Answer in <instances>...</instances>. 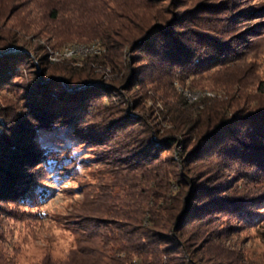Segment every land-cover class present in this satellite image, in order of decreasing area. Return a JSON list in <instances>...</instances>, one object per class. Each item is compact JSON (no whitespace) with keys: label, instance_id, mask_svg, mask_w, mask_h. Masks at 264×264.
Masks as SVG:
<instances>
[{"label":"trees","instance_id":"obj_1","mask_svg":"<svg viewBox=\"0 0 264 264\" xmlns=\"http://www.w3.org/2000/svg\"><path fill=\"white\" fill-rule=\"evenodd\" d=\"M38 1L0 0V32H5L0 36V86L17 85L22 101L21 105L0 106V216L5 212L4 203L33 194L39 180L35 176L43 171L42 165L51 164L63 171L72 162L69 147L62 145L57 150L45 141L44 133L62 129L88 144L93 160L118 168L111 180L126 198L124 209L129 207L133 214L117 212L123 222L92 215L78 219L77 228L85 233L81 240L96 238L91 246L78 247L81 256L88 257L90 264H184L170 262L167 256L180 258L189 251L184 243L198 234L194 229L201 215L238 210L252 200V194L234 192L218 177L219 170L226 167L221 163H240L264 172V104L246 111L236 109L227 116L219 114L211 123L197 124L193 131L186 108L172 120L178 125L175 131L159 132L127 107L100 99L116 87L114 84L144 86L157 77L178 78L177 70L188 75L223 64L233 52L225 25L210 24L208 18L190 10L169 9L159 15L155 11L147 19L154 6L148 3L152 0L141 1L133 9L117 4L139 20L133 25L129 19L110 17L113 4L94 0L98 12L88 34L101 43L104 54L87 56L79 67L49 63L42 55L39 60L43 65L34 69L30 47L17 44L18 37L11 32L14 24L7 23L12 16L19 18L22 11L32 9L47 10L50 20H58V5L52 0ZM137 8L141 10L138 13ZM124 48L129 52L128 61L122 58ZM97 57L102 65L116 71L123 68V74H112L108 81L91 72L87 61L97 62ZM137 57L141 63L134 67L129 62ZM255 90L264 96V80L256 82ZM177 144L176 161L171 152L160 157L162 151ZM173 162L183 170H169ZM125 175L138 179L139 196L132 194L129 199ZM162 255L167 258L162 259Z\"/></svg>","mask_w":264,"mask_h":264},{"label":"rangeland","instance_id":"obj_2","mask_svg":"<svg viewBox=\"0 0 264 264\" xmlns=\"http://www.w3.org/2000/svg\"><path fill=\"white\" fill-rule=\"evenodd\" d=\"M43 1L48 2L39 0L38 3ZM52 1L60 9L58 20H50L47 10L32 9L22 11L17 15L19 18L12 16L7 23L14 24L11 32L18 37L15 38L17 44L30 47L32 67H40L42 62L39 58L42 55L49 63L67 62L79 67L87 56L104 54L105 48L97 39H90L88 34L93 29V19L98 12L97 8L94 9V0ZM106 1L115 6L110 8V17L117 21L129 19L133 25L139 23L137 18L126 14L121 9L123 7L117 4L133 9L144 0ZM148 3L154 5L148 16L155 11L159 15L169 9L190 10L208 18L210 24L225 25L226 37L233 52L223 64L205 70L188 75L187 71L177 70L175 75L178 78L157 77L154 82H145L144 86L134 84L129 88L114 84L116 87L107 96L101 97V102L127 107L159 132L175 131L178 125L172 120L179 118L180 112L186 108L184 113L190 115L189 123L193 131L197 124L201 127L211 123L219 114L227 116L236 109L246 111L264 104V96L255 90L256 82L264 80V0H152ZM140 11L137 8L136 12ZM148 16L145 18H150ZM4 34L0 32V36ZM70 47L72 54L61 53L64 48ZM122 53V58L128 61L127 49L124 48ZM98 58L97 62L87 61L91 72L99 73L104 80L117 72L123 74V68L116 71L109 65H102L101 58ZM131 61L129 63L134 67L141 63L138 57L136 61ZM21 103L17 85L0 86V106ZM65 134L62 129H56L44 133L47 139L44 136L41 138L57 150L62 145L69 147L73 159L67 169L61 171L51 164L42 165L43 171L35 176L39 180L31 191L33 194L25 200L3 204L0 264H90L88 257L78 252V247L91 246L96 238L93 242L82 241L85 233L80 232L76 221L84 215L124 221L118 213L130 208L124 209L126 198L119 187H115L114 179L111 180L112 173L118 168L93 160L88 144ZM179 150L180 144H177L173 149L162 151L160 157L171 152L176 161ZM211 161L217 163L215 159ZM221 164L228 168L219 170L218 179L234 192L252 194L251 202L243 204L238 210L211 211L201 215L194 229L198 234L184 243L189 251L180 258L168 254L162 255V259L168 257L170 262L183 261L184 264H264V172L259 173L240 163L230 166ZM169 165L168 169L173 173L183 170L174 162ZM123 178L130 185L127 192L130 193L129 199L132 194L139 196L140 189L136 187L138 179H131L128 175ZM186 189L181 192L182 201ZM129 214L133 215L131 211ZM185 228L190 226L185 225Z\"/></svg>","mask_w":264,"mask_h":264},{"label":"bare ground","instance_id":"obj_3","mask_svg":"<svg viewBox=\"0 0 264 264\" xmlns=\"http://www.w3.org/2000/svg\"><path fill=\"white\" fill-rule=\"evenodd\" d=\"M85 49V48H84ZM90 50V49H89ZM93 51V50H92ZM62 54L71 53V47L70 48H64V51L61 52ZM75 53V52H74ZM58 54V53H57ZM72 54V53H71ZM79 54V53H78ZM70 55V54H69ZM77 55V54H76ZM60 58V57H59ZM65 58V57H64ZM67 59V58H66Z\"/></svg>","mask_w":264,"mask_h":264}]
</instances>
